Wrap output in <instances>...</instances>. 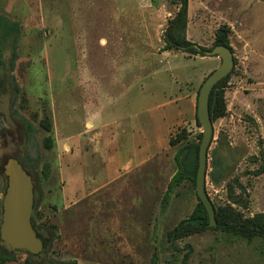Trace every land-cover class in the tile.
Wrapping results in <instances>:
<instances>
[{
    "label": "rangeland",
    "instance_id": "1",
    "mask_svg": "<svg viewBox=\"0 0 264 264\" xmlns=\"http://www.w3.org/2000/svg\"><path fill=\"white\" fill-rule=\"evenodd\" d=\"M176 11L170 0H0V14L20 27L16 40L1 48L0 156L16 149L11 138L21 122L22 158L36 191L32 221L50 234L47 255L54 263L152 264L155 253L156 264H264L261 238L248 243L211 226L173 244L166 240L197 202L189 181L163 198L175 171L174 152L184 143L168 141L181 129L188 141L202 132L187 112L175 122L174 100L188 93L196 100L204 78L221 62L219 56L161 51ZM187 16V38L206 48L217 27L229 25L235 59L224 91L225 115L212 122L206 192L214 207L230 204L245 216L264 215V0H188ZM45 115L51 133L39 125ZM107 121L120 128L122 160L132 154V128L137 157L161 148L103 184ZM49 134L51 149L43 145ZM214 158L221 167L216 183L208 175ZM65 163L70 171L63 174ZM70 177L80 189L72 204L62 194ZM227 183L234 186L232 197ZM2 186L0 178V195ZM12 256L4 264H30L26 254Z\"/></svg>",
    "mask_w": 264,
    "mask_h": 264
},
{
    "label": "trees",
    "instance_id": "2",
    "mask_svg": "<svg viewBox=\"0 0 264 264\" xmlns=\"http://www.w3.org/2000/svg\"><path fill=\"white\" fill-rule=\"evenodd\" d=\"M171 3L177 6V11L173 18L169 21L167 28L164 30L162 35L163 44L161 46V51H183L188 55H200L205 56V51L212 49L214 46L223 45L228 47L232 51V46L230 44V26L227 24H220L214 32V40L210 48H206L203 45L197 44L189 40L186 36L187 29V5L188 0H170ZM20 31V27L17 22L11 21L8 17L0 14V64H2L1 57H4L3 50L4 43L12 38L16 40ZM7 45V44H6ZM217 56V55H213ZM234 59V58H233ZM235 64V59H234ZM232 71V70H231ZM231 73V72H230ZM230 74L226 75L224 78L219 80L212 88L209 96V114L211 121L221 118L226 112V102L224 98V91L226 83L228 81ZM198 94V93H197ZM195 121L197 126H200L199 121L195 114ZM39 125L48 133L52 132V123L50 118L45 115L40 121ZM188 133L186 129H181L175 136V138H170L168 143L170 146L177 145L184 142L180 147L176 149L173 155V161L175 164V171L170 177L166 189L163 194V198L169 197L170 193L175 187L180 185L184 181H189L192 183L195 189V178L196 170L198 165V148L201 139V133L197 141H188ZM43 145L47 149H51L53 146L52 137L47 135L43 139ZM44 174L48 175V164H44ZM220 161L217 158L212 159L211 170L208 175L212 182L216 183L221 177ZM261 169L256 171L260 173ZM239 188L242 185L235 180L234 182ZM227 189L232 197L234 186L233 184L227 183ZM197 196V195H196ZM232 201L238 203L236 198H232ZM214 207V206H213ZM69 210L63 214V217L67 218ZM215 221L216 224L212 226V229L218 230L223 234L229 235L241 241H246L248 243L254 242V240L261 238L262 243L259 246V250L264 249V215L261 212H257L252 216H245L241 211L232 207L230 204H220L215 205ZM86 212L89 215L87 221L92 219L91 210L88 208ZM60 219V218H59ZM63 225H66V218L61 219ZM50 227L57 230L58 226L56 223L50 224ZM211 227L209 225L208 213L197 197V202L186 218L181 219L177 225L169 229L166 233V240L169 244H173L179 239L188 237L194 233L202 232ZM68 230V229H65ZM77 233L76 236H80ZM68 236V235H67ZM66 234L65 237L67 238ZM64 237V236H63ZM13 256L7 255L4 251L0 249V264H4L8 260H11ZM157 256L152 254L151 263L156 264ZM65 264H74L73 262H66Z\"/></svg>",
    "mask_w": 264,
    "mask_h": 264
},
{
    "label": "water",
    "instance_id": "3",
    "mask_svg": "<svg viewBox=\"0 0 264 264\" xmlns=\"http://www.w3.org/2000/svg\"><path fill=\"white\" fill-rule=\"evenodd\" d=\"M208 56L217 55L221 62L203 80L196 98V117L202 128L198 148V165L195 178V192L205 206L209 225L214 226L215 211L206 192L205 180L208 165V150L213 139V124L209 114V96L214 85L230 74L233 66V52L226 46L217 45L205 51ZM20 158L3 159V186L0 195V246L7 255L26 256L50 263L47 258L49 237L47 231L33 224L35 209V183L32 173L25 171ZM58 264V263H54Z\"/></svg>",
    "mask_w": 264,
    "mask_h": 264
},
{
    "label": "crops",
    "instance_id": "4",
    "mask_svg": "<svg viewBox=\"0 0 264 264\" xmlns=\"http://www.w3.org/2000/svg\"><path fill=\"white\" fill-rule=\"evenodd\" d=\"M177 103L176 115L178 116L175 122H178V118L185 115L187 112L189 115H192L194 118L196 114V100L192 93H188L185 95H179L175 100ZM184 108V109H183ZM174 122V121H173ZM173 124V123H172ZM119 126H116L115 123H110L107 121V178L104 180L107 184L119 178L122 174L127 173L128 171L139 167L143 162L149 159L156 151L161 147H155V149L149 151L145 155L141 157H137L139 153L140 145L136 143L133 128L129 130L128 138L131 143L132 154L126 160H122L121 157V147H117V141L121 139V133L119 132ZM124 145V144H123ZM147 148V147H146ZM90 156V154L88 155ZM87 156V157H88ZM90 164V162H88ZM86 164H83V167ZM68 168V164L65 163L63 166V174L68 173L70 171ZM72 172V170H71ZM104 174V173H103ZM76 175V174H75ZM79 175V173H78ZM96 177V176H95ZM71 181L63 184L62 194H63V202L75 203L78 200V193L80 189L76 188L77 185H73L74 178H69ZM85 178H82L84 180ZM97 179H101V176L96 177ZM107 180V181H106ZM62 181H64V177H62ZM70 183V184H69ZM76 183V182H75Z\"/></svg>",
    "mask_w": 264,
    "mask_h": 264
},
{
    "label": "flooded vegetation",
    "instance_id": "5",
    "mask_svg": "<svg viewBox=\"0 0 264 264\" xmlns=\"http://www.w3.org/2000/svg\"><path fill=\"white\" fill-rule=\"evenodd\" d=\"M17 129H16V135L14 137L11 138V140L13 142H16L17 143V146H16V149L9 153V154H5L4 156H0V178L3 182L4 180V177H3V168H2V160L7 158V157H13V156H16V157H19L21 160H20V163L23 167V169L25 171H27L28 173H31V171L29 170V168L26 166V164L23 162V158H22V150H21V146L24 145L25 143V134L23 132V125L21 122H17ZM36 192V191H35ZM35 198H36V193H35ZM48 233V232H47ZM49 237L46 239V242L49 241V238H50V234L48 233ZM28 257V256H27ZM47 258L49 260L50 263H54V260H52V258L48 257L47 255ZM29 261H30V264H45L43 260H37V259H34V258H31V257H28Z\"/></svg>",
    "mask_w": 264,
    "mask_h": 264
}]
</instances>
